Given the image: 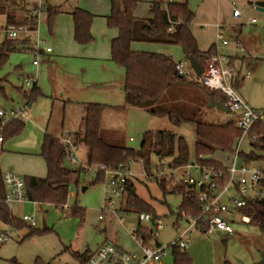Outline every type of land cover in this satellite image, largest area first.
I'll return each instance as SVG.
<instances>
[{
  "label": "rangeland",
  "instance_id": "1",
  "mask_svg": "<svg viewBox=\"0 0 264 264\" xmlns=\"http://www.w3.org/2000/svg\"><path fill=\"white\" fill-rule=\"evenodd\" d=\"M140 1L142 5L137 9V15L142 18L150 17L147 2L153 0ZM176 1L187 2L196 15L192 31L200 48L205 51L215 44L218 53L228 61L229 66L232 64L230 67L235 73V79H240L236 88L238 94L251 107L264 110V11L250 5V2L261 0ZM41 5L44 10L39 15L37 33L30 36V43L41 40V49L52 50L49 58L40 56L37 69L33 65L35 54L29 50L20 51L10 54L8 63L0 68V110L26 108L29 120L25 122L19 135L6 141L0 158L2 171L12 169L23 178H44L47 175L44 160L37 152L30 154L28 151H36L46 131L57 138L62 135L63 122L66 131L80 124L81 130V120L85 114L83 105L88 103L104 107L101 116L104 133L117 134L126 147L139 150L146 132L170 131L186 140L190 149V164H194L197 143L195 123H184L178 127L168 117L123 108L125 94L120 85L125 78V70L111 60L109 42L113 35L107 30V20L102 16L108 11L109 2L41 0ZM50 6L59 7L62 11L51 32L47 23V8ZM77 7L96 14L91 29L94 40L88 45H79L74 39L70 13ZM234 10L241 13V19L231 18ZM252 19L256 20L254 24H250ZM217 27H221V32ZM220 33L228 41L227 46L222 45V40L218 38ZM233 34L236 36L233 37ZM19 37L23 38L25 35L20 34ZM237 38L245 43L246 48L242 46V49L236 50L239 45ZM3 40L4 33L0 31V43ZM132 48L136 51L170 55L176 63L184 61L182 50L178 46L134 43ZM186 68L192 69L190 64ZM31 76H35L41 94L28 108L29 102L24 92L30 94L32 91L33 85H26ZM93 85L94 89H84ZM101 85L111 88L104 89ZM69 100L74 104L65 105L64 101ZM165 101L167 106L178 108L186 116L195 117L199 122L223 124V119L230 117L224 111L210 107L204 90L199 87L187 86L181 91H171ZM104 137L107 138L106 135ZM112 138H107V141L113 143L115 140ZM212 158L230 166L233 155L218 151ZM169 166L170 159L162 160L152 156L153 177H147L144 163L140 161L135 162L131 168L134 175L131 180L136 185L137 194L155 207L157 218L163 224V229L157 232V239L163 246H169L178 240L189 227L187 220L179 221L181 196H164L156 180L161 179L158 178L161 173L167 181L172 180L174 184L184 180L183 171H175ZM96 176L95 173H82L78 184L72 179L67 214L61 208L47 204L28 202L25 206H17L13 211L15 216L21 220L24 216L33 217L35 228L47 229L48 232L23 241L28 234L27 228L16 230L0 223V233L13 231L14 234L10 240L0 242V264H11L13 259L21 264H35L38 258L47 264H81L79 256L88 257L106 240L113 244L115 239L120 240V245L126 250L135 251L128 234L133 232L135 223L127 226V232L114 217L110 224L107 219L111 216L105 221L100 220L109 194L106 183L94 184ZM171 176L174 179H170ZM191 176L200 178L198 172H191ZM75 208L84 210L85 214L82 217L73 215L71 210ZM125 217L134 219L135 214ZM177 221L179 226L175 227ZM237 221L232 224L235 232L232 236L219 233L205 235L192 229L188 234L190 246L184 251L191 257L192 264L259 263L264 253V236L255 227L239 219ZM244 234H251L252 237H244ZM173 251V248H168L164 264H173Z\"/></svg>",
  "mask_w": 264,
  "mask_h": 264
},
{
  "label": "trees",
  "instance_id": "2",
  "mask_svg": "<svg viewBox=\"0 0 264 264\" xmlns=\"http://www.w3.org/2000/svg\"><path fill=\"white\" fill-rule=\"evenodd\" d=\"M109 1L111 13L107 18V25L118 33L111 41V60L125 70L123 108L139 109L153 116L168 117L170 122L178 127L184 123H195L197 137L195 163L202 167L223 171L224 174L223 178L217 182L216 192H220L228 180V174L225 171L228 166L212 158L216 152L221 151L233 156L237 154L243 165L258 164L264 167V118L253 125L241 142L242 132L232 121L223 124L204 123L197 121L195 117L186 116L180 109L167 106L165 100L171 91H181L187 86L199 87L204 90L210 101L216 102L224 108L226 98L221 92L208 90L193 80L180 76L175 69L176 62L171 56L132 49L134 43L178 46L182 50L185 60L194 58L200 65L215 56L218 53L215 45L206 51L200 49L198 40L192 31V23L196 16L190 10L188 3L174 1L165 9L163 0H153L150 7L151 17L143 19L135 15L138 6L137 0ZM36 6L37 4L32 0H0V31L4 33V40L0 43V68L8 63L10 54L28 49L27 44L30 43V36L35 35V31L38 29V19L31 16V11ZM59 14V8H47V23L50 32L53 30ZM71 16L76 43L88 45L93 42L91 29L94 16L81 8H76ZM10 26L26 27L30 32L23 38L9 39L6 32ZM239 80V77L235 79V88H237ZM21 91L23 92L22 89ZM40 94L36 83L30 94L24 92V96L29 102L28 105L32 104ZM83 108L85 114L82 120V129L75 134H70L69 137L76 147L82 145L87 149L86 164L105 165L110 170H119L129 168L131 162L142 161L144 170L149 175L152 170V156L162 160L170 159L169 167L174 170L190 164V149L183 137L170 131H149L144 135L141 148L134 150L123 145L121 137L117 134L104 133L101 127L104 108L102 105L88 103L84 104ZM24 125L21 120L9 122L3 130L4 142L19 135L23 131ZM105 135L107 138L113 137L112 139L115 141L110 143L104 137ZM244 145L245 148H243ZM2 153L3 150H0V158ZM39 156L45 162L47 175L44 178L35 176L23 178L28 200L38 205H53L63 210L69 198L70 182L73 179L78 184L80 175L85 171L81 166L74 167L67 160V149L62 143V139L48 133L44 135ZM3 173L0 164V223L16 230L27 228L28 234L23 241L47 233V229L38 230L9 210L4 202L7 189L3 182ZM156 180L164 196H181L179 221L180 219L200 217L202 210L197 198L198 191L195 188L182 181L174 184L172 180ZM104 181V175L98 174L94 184ZM261 189L264 190V175ZM121 209L124 214L148 213L155 220L157 219L155 207L137 194L136 185L132 180L126 184ZM71 213L82 217L85 211L75 208L71 210ZM239 213L249 217V225L257 228L264 236L263 201H250L247 208L239 210ZM110 216L106 215L104 221ZM112 217L107 219L109 224ZM179 221L176 222L175 227L179 226ZM197 227L199 232L204 234L206 224L199 223ZM139 235L144 238L147 246H151L152 241L156 239L149 228L140 229ZM105 242H109V240ZM132 244L135 246H133V250H137L135 243L132 242ZM113 245L128 251L120 245L118 239L113 240ZM173 250V264H192V259L184 252L185 250L180 248H173ZM90 256L84 255L78 258L81 264H87ZM11 264L21 263L13 259ZM35 264L47 263L38 258ZM256 264H264V253L262 260Z\"/></svg>",
  "mask_w": 264,
  "mask_h": 264
},
{
  "label": "built area",
  "instance_id": "3",
  "mask_svg": "<svg viewBox=\"0 0 264 264\" xmlns=\"http://www.w3.org/2000/svg\"><path fill=\"white\" fill-rule=\"evenodd\" d=\"M32 1H34L37 6L31 11V16L37 18L39 21V15L43 12L44 7L41 5V0ZM174 1L175 0H163L164 8L167 9L168 5ZM232 15L234 18L242 17L238 10H234ZM255 22L256 20H252L251 24ZM217 28L221 32V27ZM29 32L30 31L26 27L10 26L6 34L9 39H19L20 34L27 36ZM36 33L37 31H35L34 34ZM218 38L222 40V45H228V41L221 33L218 35ZM41 43L43 42L37 39L35 47L33 48L35 54L33 64L35 67L40 65V56L42 52H52L51 48H47L45 51L41 49ZM237 48L242 49L240 45H238ZM189 64L188 60L176 63V72L180 76H185L208 90L218 91L223 94L226 98L225 109L232 115L233 122L242 132V142L253 125L263 120L264 111L251 108L238 94L234 87L235 73L229 66L228 61L219 53L201 65L203 72L200 75H196L193 69H187L186 66ZM35 83V76L29 77L26 81L27 87ZM13 120L27 121L28 115L26 108L0 110V150H2L5 141L3 130L6 125ZM62 143L67 149V160L72 165L81 166L86 173L103 174L105 177L104 183H106L109 198L105 201L100 220H104L106 215H111L118 220L119 224L123 226L126 231L129 224L135 223L133 232H127L132 242L135 243L137 250L125 251L112 243L105 242L91 254L87 264H163L164 259L168 256L167 250L169 247L183 250L189 248L188 234L192 232V229L198 230L197 225L199 223L206 224L205 235L224 233L232 236L235 234L232 224L236 216L239 217V221L246 224L250 223L249 217L241 215L239 210L247 208L250 201L260 200L264 202V190L261 189L264 167L258 164L237 165V154L235 155L234 162L225 170L228 174V180L220 192H216V188L218 180L224 176L223 171H218L215 168L202 167L196 163L176 169L175 171H183L184 180H180V182L182 181L198 191L197 198L201 205L202 212L199 218L187 219L189 227L180 235L178 240L172 242L169 246L160 245V247H157L156 243H159L157 232L163 229L162 222L158 218L155 220V218L148 213L124 214L121 209L126 184L134 176L131 172V168L135 162H131L129 168L119 170H110L105 165H88L80 160L77 147L73 144L71 137L62 139ZM191 172H198L200 178H193ZM145 174L147 177H153L152 174L148 175L146 172ZM158 178L166 179L162 173L158 175ZM170 179H174V177L171 176ZM3 182L7 189L4 202L10 211L13 212L17 206L30 202L28 200L23 177L15 172L6 171L3 173ZM68 209L69 207L67 205L63 207L66 214ZM130 214H135L134 219L125 217V215ZM184 216L183 214V217ZM22 220L32 227L36 225L33 217L24 216ZM143 228L151 229L152 233L156 236L151 246L145 245L144 238L139 235V230ZM13 236V231L2 232L0 233V242L4 243Z\"/></svg>",
  "mask_w": 264,
  "mask_h": 264
},
{
  "label": "crops",
  "instance_id": "4",
  "mask_svg": "<svg viewBox=\"0 0 264 264\" xmlns=\"http://www.w3.org/2000/svg\"><path fill=\"white\" fill-rule=\"evenodd\" d=\"M84 1H95V2H109V7H108V11L106 12V13H104V15H102L103 17H105L106 18V20H107V18L109 17V15H110V13H111V5H110V1H99V0H84ZM138 1V6H137V9L140 7V5H142V2L140 1V0H137ZM176 1V0H175ZM261 1H264V0H261ZM152 2L153 1H151V2H147V5H148V8H149V14H150V7H151V4H152ZM51 8H54V7H52V6H50ZM49 7V8H50ZM57 8H59V7H57ZM77 8H79V7H77ZM76 9V8H75ZM74 9V10H75ZM82 9V8H81ZM137 9H136V11H135V15L137 16V17H139V18H142V17H140V16H138L137 15ZM59 10H60V13H62V11H61V9L59 8ZM73 10V11H74ZM83 10H85V11H88L90 14H92L94 17H96V14L95 13H93V12H91V11H89V10H87V9H83ZM72 11V12H73ZM72 12L70 13V15L72 14ZM196 16V15H195ZM72 17V16H71ZM151 17V16H150ZM150 17H144L143 19H149ZM196 18V17H195ZM231 18L233 19V20H238V19H241V18H234L233 17V15L231 14ZM252 20H255V19H252ZM251 20V21H252ZM72 21H73V19H72ZM195 21V20H194ZM193 21V22H194ZM251 21H250V24H251ZM193 24V23H192ZM93 25V24H92ZM107 30L113 35L112 36V38L110 39V42H109V44H110V49H111V41H112V39H114L116 36H117V31L116 30H113V29H110L109 27H108V25H107ZM73 32H74V23H73ZM233 37L234 36H236L235 34H233L232 35ZM196 37V36H195ZM197 39V38H196ZM237 40H238V42H239V45L242 47L243 46V48H246L245 46V43L243 42V41H241L239 38H237ZM32 40H30V42H31ZM36 41L37 40H34L33 41V44H31V43H29V44H27V50H29L32 54H34V52H33V48L35 47V44H36ZM198 43H199V41H198ZM30 44H31V46H30ZM213 45H215V44H212L211 46H213ZM210 46V47H211ZM216 46V45H215ZM200 47V46H199ZM209 47V48H210ZM208 48V49H209ZM133 49V48H132ZM201 49V48H200ZM207 49V50H208ZM202 50V49H201ZM236 50L238 51L239 49L238 48H236ZM25 51V50H24ZM203 51V50H202ZM206 51V50H205ZM52 53V52H51ZM51 53H46V52H42V57L43 58H45V57H47V58H49V56H50V54ZM170 56V55H169ZM107 56H105V58H106ZM172 57V56H171ZM173 58V57H172ZM185 60V59H184ZM34 65V64H33ZM35 67V66H34ZM39 67V66H38ZM38 67H35V68H37L38 69ZM244 79V78H243ZM84 83V82H83ZM124 83H125V78H124V80L121 82V85L120 86H122L121 87V89H122V91H124V94H125V87H124ZM84 85H87L86 83H84ZM239 86V83H238V85H237V87ZM36 87L38 88V86H37V83H36ZM101 87L102 88H111L110 86H106V85H101ZM95 88V86L93 85V86H87L86 88H84V89H88V90H91V89H94ZM207 100H208V102L209 103H211V101H210V99L207 97ZM245 101V100H244ZM246 102V101H245ZM124 103H125V99H124ZM247 103V102H246ZM33 104V103H32ZM32 104H30V105H28V108H30L31 106H32ZM64 104L66 105V104H71V105H73L74 103L72 102V101H64ZM248 104V103H247ZM249 105V104H248ZM250 106V105H249ZM78 107H80V106H78ZM251 107V106H250ZM251 108H253V107H251ZM12 109V108H11ZM253 109H255V108H253ZM5 110V109H4ZM64 110H66V106L64 107ZM255 110H259V109H255ZM262 111H264V110H262ZM225 113H227L230 117H225L224 119H223V123H226V122H230V121H232L233 122V118H232V115L230 114V113H228L227 111H224ZM83 117H84V115H83ZM83 117H82V120H83ZM82 120H81V122H82ZM21 121H23V120H21ZM27 121H29V120H27ZM24 122V124H25V122L26 121H23ZM80 126H81V124L80 125H77V127L75 128V127H72L70 130H67L66 131V129H65V122H63V126H62V128H63V134L62 135H60V136H58V138H60V139H65V138H67V137H69V135L70 134H75L76 132H79V130H80ZM24 127H25V125H24ZM42 131V130H41ZM46 133H48V134H50L48 131H46L45 133H44V135L46 134ZM44 135H43V138H44ZM51 135V134H50ZM52 136H54V135H52ZM55 137V136H54ZM130 141L131 142H133V140L132 139H130ZM42 142H43V140L41 141V145H42ZM5 143L6 142H4V145H3V148H2V150H3V152H4V146H5ZM41 145L39 144V146H38V148H36V151H28L30 154H34L35 152H37V154L39 155L40 154V151H41ZM77 153H78V156H79V158H80V160L81 161H83V162H86V158H87V149L85 148V147H83L82 145H78L77 146ZM234 160H235V155L233 156V159H232V162H231V164L234 162ZM237 165H243V163H242V161L239 159V157H238V160H237ZM8 171H12V172H14L12 169H9ZM26 204H23V205H21V206H25ZM36 205H38V204H36ZM14 213V212H13ZM15 215V214H14ZM230 216V215H229ZM236 218V219H235ZM234 219H233V223H235V222H238L237 220L239 219V217L238 216H236ZM249 225V224H248ZM250 226V225H249ZM178 227V226H177ZM257 229V228H256ZM258 230V229H257ZM197 231H199V230H197ZM259 231V230H258ZM260 233V232H259ZM190 234V233H189ZM219 234H224V233H219ZM226 235V234H225ZM244 237H247V238H251L252 236H251V234H244L243 235ZM164 264V263H163Z\"/></svg>",
  "mask_w": 264,
  "mask_h": 264
},
{
  "label": "water",
  "instance_id": "5",
  "mask_svg": "<svg viewBox=\"0 0 264 264\" xmlns=\"http://www.w3.org/2000/svg\"><path fill=\"white\" fill-rule=\"evenodd\" d=\"M250 5L255 6L260 11H264V1H258L256 3L250 2ZM188 61L191 65L193 71L196 73V75L202 74L203 70L201 68V65L194 58H190ZM209 106L210 107H216L222 111H227L224 107H222L221 105H219L216 102H211ZM160 245H161L160 243H158V242L156 243L157 247H160Z\"/></svg>",
  "mask_w": 264,
  "mask_h": 264
}]
</instances>
